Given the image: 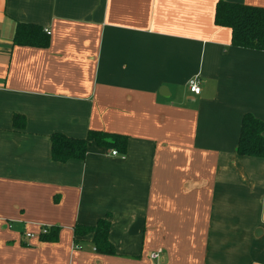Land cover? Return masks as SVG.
<instances>
[{
    "label": "crops",
    "instance_id": "1",
    "mask_svg": "<svg viewBox=\"0 0 264 264\" xmlns=\"http://www.w3.org/2000/svg\"><path fill=\"white\" fill-rule=\"evenodd\" d=\"M216 2L0 0V264H264V158L235 151L242 115L264 122V50ZM18 22L48 46L13 44ZM89 130L125 151L52 159L53 133ZM106 215L112 254L73 234Z\"/></svg>",
    "mask_w": 264,
    "mask_h": 264
},
{
    "label": "trees",
    "instance_id": "2",
    "mask_svg": "<svg viewBox=\"0 0 264 264\" xmlns=\"http://www.w3.org/2000/svg\"><path fill=\"white\" fill-rule=\"evenodd\" d=\"M217 25L230 28V42L234 46L264 50V7L240 2L217 0L214 13ZM49 35L35 23L18 22L13 36V44L33 47H47ZM13 125L22 128L24 117L13 116ZM264 122L245 112L240 120V129L236 144L238 155L264 158ZM51 139V157L54 161L83 159L88 146L93 142L106 148H116L120 152L126 149L127 136L98 130H89L84 137H69L62 133H53ZM109 217L97 219L92 225L76 224L73 234L77 238L91 233L95 249L103 254H112L114 249L108 240ZM58 227H49L48 233L40 239L55 240Z\"/></svg>",
    "mask_w": 264,
    "mask_h": 264
},
{
    "label": "built area",
    "instance_id": "3",
    "mask_svg": "<svg viewBox=\"0 0 264 264\" xmlns=\"http://www.w3.org/2000/svg\"><path fill=\"white\" fill-rule=\"evenodd\" d=\"M187 87H188V90L191 93L198 94L199 91H200L198 77H192L191 79H189L188 80V83H187ZM111 154L112 155H116L117 154V150L116 149H112L111 150ZM48 231H49V226H43V227H40L39 228V232H38L37 235L35 233H31V232L25 233L24 235L26 237H34V236H39L40 237L41 235H44V234L48 233ZM151 255L153 257H156L157 256V253H153Z\"/></svg>",
    "mask_w": 264,
    "mask_h": 264
},
{
    "label": "rangeland",
    "instance_id": "4",
    "mask_svg": "<svg viewBox=\"0 0 264 264\" xmlns=\"http://www.w3.org/2000/svg\"><path fill=\"white\" fill-rule=\"evenodd\" d=\"M43 226H48V225H43ZM43 226H40V227H43ZM40 227H39V228H40Z\"/></svg>",
    "mask_w": 264,
    "mask_h": 264
},
{
    "label": "water",
    "instance_id": "5",
    "mask_svg": "<svg viewBox=\"0 0 264 264\" xmlns=\"http://www.w3.org/2000/svg\"><path fill=\"white\" fill-rule=\"evenodd\" d=\"M160 93H161V90H160Z\"/></svg>",
    "mask_w": 264,
    "mask_h": 264
}]
</instances>
